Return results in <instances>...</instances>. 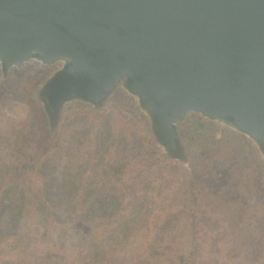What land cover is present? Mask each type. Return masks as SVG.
<instances>
[{"label": "trees", "instance_id": "16d2710c", "mask_svg": "<svg viewBox=\"0 0 264 264\" xmlns=\"http://www.w3.org/2000/svg\"><path fill=\"white\" fill-rule=\"evenodd\" d=\"M92 117V129L81 130L83 157L60 130L40 131L25 151L37 160L36 176L51 150L60 152L66 191L53 197L56 210L42 209L45 196L29 197L35 175L23 185L0 182V264H264V161L245 136L189 115L181 126L186 166L117 111L112 127ZM30 225L38 246L51 248L25 252ZM63 237L80 241L85 254L54 252Z\"/></svg>", "mask_w": 264, "mask_h": 264}, {"label": "water", "instance_id": "95a60500", "mask_svg": "<svg viewBox=\"0 0 264 264\" xmlns=\"http://www.w3.org/2000/svg\"><path fill=\"white\" fill-rule=\"evenodd\" d=\"M56 68L37 101L48 130L68 103L134 98L154 143L188 162L191 114L245 136L264 161V0H0V70Z\"/></svg>", "mask_w": 264, "mask_h": 264}, {"label": "rangeland", "instance_id": "374dc122", "mask_svg": "<svg viewBox=\"0 0 264 264\" xmlns=\"http://www.w3.org/2000/svg\"><path fill=\"white\" fill-rule=\"evenodd\" d=\"M55 68L56 66H45L38 61L30 60L20 68H10L6 76H3L0 70V182H3V180H7L8 182V180L11 179L13 184L20 183L23 185V183L26 184L28 175H35L33 171L36 167L35 162L37 160L30 162L32 156H27L25 151L32 148L33 142L38 143L39 137L37 134L40 133V131H44V129L48 131L45 116L36 98V91L41 82ZM130 99L134 101V98L128 93L121 89H117L106 105L100 110L94 111L90 105L79 102L68 103L64 109L59 126L52 134L57 133L58 130L66 133V141L67 139H71L73 141L72 143H74L78 149L80 156L83 157L84 150L81 146V142L83 141L82 134L85 130L83 132H81V130L92 129V116L94 115L97 118L102 117L105 121L110 122L109 127H112L114 123L113 112L117 111L119 114H122L126 120H132L134 124H140L147 130V120L137 109L135 101L133 102V109L129 110L131 106ZM75 103L80 104L81 107L76 108V106H74ZM69 106L72 108L68 112L67 121H64V114L67 108L69 109ZM90 110H92L93 113H90ZM181 126L180 132L183 136ZM33 151L35 152V150ZM131 154L132 150H127V157H130ZM243 157L250 160L246 155ZM115 158L114 156V159ZM42 163L43 173L40 172V175H35L32 178L37 182V185L28 179L30 184L28 182V186H25V188L27 189L29 197H46L45 202H41L42 204L39 203L42 209L47 210L49 206H53L54 210H56L57 207L53 205L55 203L53 197L58 195L61 191H66L65 189H59L64 179L61 168L60 152L56 148H53L51 150V156L45 159L44 162L42 161ZM183 165L188 166L189 162ZM42 181L44 183L43 189L39 185ZM12 185L10 186L11 188L13 187ZM30 185L36 186L38 189L35 190ZM32 205L33 203H30L28 207ZM1 208L5 209L2 204ZM35 211L36 210H31L27 213L30 219H32V213ZM4 227V222L0 220V228ZM29 227L32 229L29 230L27 239H25L22 246L26 253L33 249L35 250V248L40 250L51 248V243L45 244L46 240L38 246L37 242L40 232L39 230L34 231L32 225ZM52 240L56 241L54 237H52ZM61 240L59 246L55 244V246L52 247L54 248V252L76 253L73 250H75V248L77 249V247H81L80 250L85 254L86 246L84 245L83 250L82 246H78L81 242L77 239L63 237ZM56 243H58V241H56ZM81 251L79 252L81 253Z\"/></svg>", "mask_w": 264, "mask_h": 264}]
</instances>
